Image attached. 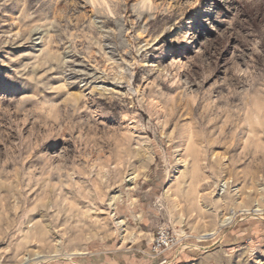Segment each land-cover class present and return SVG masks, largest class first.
<instances>
[{"label": "rangeland", "instance_id": "1", "mask_svg": "<svg viewBox=\"0 0 264 264\" xmlns=\"http://www.w3.org/2000/svg\"><path fill=\"white\" fill-rule=\"evenodd\" d=\"M26 263L264 264V0H0V264Z\"/></svg>", "mask_w": 264, "mask_h": 264}, {"label": "built area", "instance_id": "2", "mask_svg": "<svg viewBox=\"0 0 264 264\" xmlns=\"http://www.w3.org/2000/svg\"><path fill=\"white\" fill-rule=\"evenodd\" d=\"M179 244L178 236L169 226H161L158 228L153 240V253L157 256L163 255Z\"/></svg>", "mask_w": 264, "mask_h": 264}, {"label": "bare ground", "instance_id": "3", "mask_svg": "<svg viewBox=\"0 0 264 264\" xmlns=\"http://www.w3.org/2000/svg\"><path fill=\"white\" fill-rule=\"evenodd\" d=\"M223 191H224V190H223ZM232 219H233V218H232ZM232 219H230L229 222H230ZM227 222H228V221H227ZM227 222L225 221V222H223V224H225V223H227ZM26 262H28V261H26ZM26 264H27V263H26Z\"/></svg>", "mask_w": 264, "mask_h": 264}]
</instances>
